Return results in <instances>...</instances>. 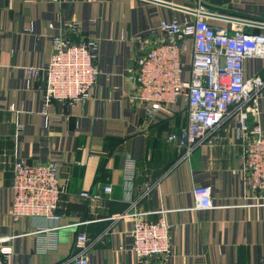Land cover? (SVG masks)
Instances as JSON below:
<instances>
[{
  "label": "crops",
  "instance_id": "0c3cea01",
  "mask_svg": "<svg viewBox=\"0 0 264 264\" xmlns=\"http://www.w3.org/2000/svg\"><path fill=\"white\" fill-rule=\"evenodd\" d=\"M158 1L0 0V236L14 235L7 243L12 264H62L79 232L95 241L108 230L109 239L92 246L91 264H137L129 233L133 217L126 214L134 210L149 213L150 220L163 215L173 225L171 253L151 264H264V205L252 202L243 180L236 120L218 132L215 143L184 157L178 140L168 137L185 129L186 101H179L174 114L151 120L135 98L136 36L151 33L161 19L192 21L194 14L176 6L190 9L200 2L213 15L264 22V0ZM208 20L248 33L264 31L218 16ZM69 23L79 25L77 32L69 31L73 41L99 39L100 74L84 103L46 104L45 81L31 78L28 69L50 61L53 36ZM192 44L189 40L184 55L187 74ZM254 76L264 77L263 58L246 61V77ZM257 102L259 112L250 114V124L259 122L264 133V90ZM52 159L62 161L59 176L67 185L62 219L15 221L10 214L14 162ZM129 159L135 161L132 180L126 179ZM148 183L153 188L142 197ZM107 184L113 186L110 194L104 193ZM202 184L211 186L218 207L193 208L192 190ZM82 191L101 199L90 202ZM116 215L123 216L113 219Z\"/></svg>",
  "mask_w": 264,
  "mask_h": 264
},
{
  "label": "built area",
  "instance_id": "2783aa9c",
  "mask_svg": "<svg viewBox=\"0 0 264 264\" xmlns=\"http://www.w3.org/2000/svg\"><path fill=\"white\" fill-rule=\"evenodd\" d=\"M187 11L194 14L192 21L177 16L161 19L151 33L135 37L139 49L135 98L151 120L159 114H174L179 101H186V127L179 137L175 133L168 137L169 141L178 140V147L185 149L184 157L203 145L215 143L218 132L236 120L237 137L244 148L243 180L252 202L264 205V133L259 122L250 124V114L259 112L257 98L264 90V77H246V61L264 59V31L248 33L212 25L208 18L213 12L202 2ZM50 26L53 28L54 24ZM78 30L77 23L58 28L53 36L50 61L43 67L28 69L31 78L40 75L45 81L46 104L54 99L84 103L94 93L100 74L97 64L100 41L92 37L73 41L69 31ZM189 40L193 47L187 74L184 55ZM11 110L15 111L16 107L12 106ZM48 122L49 117L47 125ZM61 166L62 161L58 159L35 164L25 160L14 162L10 214L15 221L33 217L55 222L62 219L59 208L67 185L59 176ZM134 174L135 161L129 159L126 179L132 180ZM152 188L148 183L142 197L149 195ZM112 190V184L105 185L104 193L110 194ZM192 194L194 209L219 206L213 200L209 185H196ZM81 196L90 202L101 199V195L88 191H82ZM126 214L133 217L129 233L137 264H151L154 258L171 253L173 225L166 217L150 220L149 213L136 210ZM122 216L116 215L113 219ZM111 233L108 230L91 241L87 233L79 232L72 253L62 264H91L92 246L98 241L105 243ZM13 238L14 235L0 236V264H12L14 253L7 243Z\"/></svg>",
  "mask_w": 264,
  "mask_h": 264
},
{
  "label": "water",
  "instance_id": "95a60500",
  "mask_svg": "<svg viewBox=\"0 0 264 264\" xmlns=\"http://www.w3.org/2000/svg\"><path fill=\"white\" fill-rule=\"evenodd\" d=\"M154 1H157V2H161V1H158V0H154ZM163 3V2H162ZM164 4H168V3H164ZM177 8H181V9H184V10H188L187 8L185 7H182V6H176ZM210 16H218L220 18H225V19H231V20H237L239 22H242V23H245V24H251V25H256V26H259L261 28L264 29V22H261V21H253V20H247V19H234L230 16H227V15H221V14H218V15H213V14H209Z\"/></svg>",
  "mask_w": 264,
  "mask_h": 264
},
{
  "label": "trees",
  "instance_id": "16d2710c",
  "mask_svg": "<svg viewBox=\"0 0 264 264\" xmlns=\"http://www.w3.org/2000/svg\"><path fill=\"white\" fill-rule=\"evenodd\" d=\"M258 32V31H257Z\"/></svg>",
  "mask_w": 264,
  "mask_h": 264
}]
</instances>
